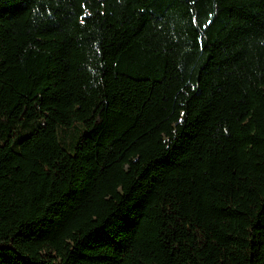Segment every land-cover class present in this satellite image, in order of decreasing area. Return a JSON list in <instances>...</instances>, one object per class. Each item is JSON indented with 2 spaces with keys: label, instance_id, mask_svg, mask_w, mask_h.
Listing matches in <instances>:
<instances>
[{
  "label": "trees",
  "instance_id": "16d2710c",
  "mask_svg": "<svg viewBox=\"0 0 264 264\" xmlns=\"http://www.w3.org/2000/svg\"><path fill=\"white\" fill-rule=\"evenodd\" d=\"M0 258L264 264V0H0Z\"/></svg>",
  "mask_w": 264,
  "mask_h": 264
},
{
  "label": "snow or ice",
  "instance_id": "6c2138e0",
  "mask_svg": "<svg viewBox=\"0 0 264 264\" xmlns=\"http://www.w3.org/2000/svg\"><path fill=\"white\" fill-rule=\"evenodd\" d=\"M190 3L194 6L196 3V0H190ZM82 22H83V20H82ZM0 264H5V262L2 258H0Z\"/></svg>",
  "mask_w": 264,
  "mask_h": 264
}]
</instances>
